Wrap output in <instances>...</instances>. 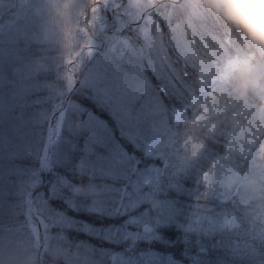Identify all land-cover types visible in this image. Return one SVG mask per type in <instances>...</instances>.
I'll list each match as a JSON object with an SVG mask.
<instances>
[{
  "label": "rangeland",
  "instance_id": "1",
  "mask_svg": "<svg viewBox=\"0 0 264 264\" xmlns=\"http://www.w3.org/2000/svg\"><path fill=\"white\" fill-rule=\"evenodd\" d=\"M95 1L108 3L17 0L6 9L7 18L1 19L0 95L6 92L11 105L38 86L41 69L47 68L48 74L59 65L66 73L60 76L64 84L57 88H62V92L74 88L75 92L93 95L114 120V127H110L74 101L65 103L51 126V114H46L47 124L42 127L46 134L41 130L42 136L36 141L22 142L40 158L44 168L43 174L39 170L31 172L25 184L26 204L36 216L35 223L52 228L51 255H59L64 264H181L158 251L137 252L138 242L152 235L149 221L159 215L155 213L156 205L150 206L157 197L154 191H160L163 199L166 195L159 187L161 180L169 182V171L181 165L173 151H168L172 128L182 121L183 113L192 104H213V92L227 88L236 69L248 63L252 54L221 49L222 53L215 55L216 37L209 42L205 36L212 38L214 24L219 25V31L226 21L213 11L209 0H186L180 7L167 0H126L121 10L125 21L135 26L123 36L98 33L91 38L85 33L81 18ZM113 5L110 3L108 8ZM249 6L254 9L252 4L232 8L234 14L243 16L251 10ZM139 18L140 24H136ZM97 36H102L104 42L98 41ZM200 45L204 52L210 51L209 65H205V53L197 50ZM83 47L87 48L81 51ZM77 53L76 61L70 63ZM195 66L197 71L192 74ZM188 76L193 78L197 90L182 95ZM170 95L182 96L178 101L165 103L163 97ZM0 122L3 123L1 114ZM80 134L83 155L78 168L83 179L78 177L79 182L75 183L55 166L65 163ZM248 162L249 168L242 176L223 171L224 178L217 180L215 175L211 192L220 198L236 193L243 204L264 209V137ZM225 164L221 163L220 168ZM47 197L71 212L94 209L113 221L103 227L87 225L70 212L67 215L62 210H52L55 208L47 204ZM166 198V204L162 203L166 208L160 211L162 217L168 213ZM181 209L182 218L172 219L197 236L235 226L232 218L208 212L211 207L204 203L196 201ZM144 227H148L146 231ZM61 228L87 233L96 243L70 244L58 231ZM55 246L57 251H53ZM204 252V248L199 249L189 264L200 263Z\"/></svg>",
  "mask_w": 264,
  "mask_h": 264
},
{
  "label": "trees",
  "instance_id": "2",
  "mask_svg": "<svg viewBox=\"0 0 264 264\" xmlns=\"http://www.w3.org/2000/svg\"><path fill=\"white\" fill-rule=\"evenodd\" d=\"M16 2L17 0H0V22L6 17L4 16L7 13L6 9L14 6ZM250 9L243 16L235 15L252 32L264 36L259 9ZM218 26L214 24L211 28L212 38L205 36L209 42H214L216 37L213 45L215 55L221 54V49H228L231 52L241 50L243 54L251 53L252 57L247 64L238 68L235 78L226 90L214 92L213 104L208 103L205 106L192 104L183 113L182 121L172 128L173 136L168 151H173L181 165L169 171V182L165 184L161 180L159 187L164 190L166 201L170 205L186 208L193 202H203L227 215H235L238 226L234 229L226 227L215 229L209 234L210 240L202 237L197 242L195 235L185 233L179 224L169 220L171 216L167 214L168 218L161 222L158 218L154 219L153 225L159 235L158 239L151 237L144 243L138 242V244H144L142 249L150 245L168 252L175 260L183 262L191 260L196 255L197 248L204 246L205 258L201 264H264V242L261 244L254 242V247H250L251 232L256 230L254 223L256 220L262 223L264 219L259 209L237 205L234 202L237 201L235 198L222 202L223 200L209 192L215 175L217 179L221 177L220 162H226L225 169L244 172L247 169L246 159L256 145L252 143L264 136V107H262L264 47L249 40L243 32L227 22L219 31ZM226 39L230 42L229 46L225 44ZM197 50L205 53L204 56L207 57L205 65H209L210 51L204 52L201 45ZM203 59L205 58L202 57ZM55 67V72L48 74L47 68L41 69L39 82L36 83L38 86L33 87L24 96L17 97L19 99H16L15 105H11L12 99L6 92L5 95H0V114L3 118V123L0 122V264H64V260L59 255H51L54 241L52 228H42L35 223L36 216L26 204L25 184L31 172L39 170L43 174L44 168L40 158L23 145V140L39 139L42 136L40 134L42 127L47 124L44 116L50 113L49 123L50 126L53 125L59 110L69 101L77 102L91 110L110 127H114L111 114L93 95L75 92L74 88L67 92L57 88L58 84L60 86L64 84L60 76L66 73V70L59 65ZM197 68L195 66L192 69V74ZM184 82L187 86L182 95L197 90L193 78L188 76ZM51 85L54 86L53 90ZM174 96H164L163 100L169 104L181 98L180 95L179 98ZM42 120L43 124H40ZM42 132L45 133L44 130ZM77 141L75 148L66 157L65 163L55 166L58 172L65 173L67 177H64L75 183L79 182L78 177L83 179L78 168L79 158L83 155L82 134L77 136ZM161 175L163 176V173ZM159 192L154 191L157 197H154L150 204L151 207L156 205V210L161 208L158 204L165 198L161 199L162 195ZM46 201L49 206L55 208L52 210L59 209L67 215L70 212L72 216L86 222L87 225L103 227L113 221L111 217L94 209L92 211L79 208L78 211L71 212L69 208L54 199L47 197ZM58 231L64 233L63 238L70 244L96 243V239L91 235L73 228H61ZM69 248L72 249L71 246ZM57 250L58 246H55L53 251Z\"/></svg>",
  "mask_w": 264,
  "mask_h": 264
},
{
  "label": "flooded vegetation",
  "instance_id": "3",
  "mask_svg": "<svg viewBox=\"0 0 264 264\" xmlns=\"http://www.w3.org/2000/svg\"><path fill=\"white\" fill-rule=\"evenodd\" d=\"M108 3L103 1H95V3L89 4L90 10L85 11V14L81 18V25L86 34L91 38H94L95 34L101 33L104 35H126L128 28H133L135 23L126 22L125 15L121 6L126 2V0H105ZM186 0H167L168 3H171L174 7H180L183 2ZM119 4H115V3ZM160 2V1H159ZM157 2L155 5L159 4ZM110 3L114 4L112 7ZM107 4V7H105ZM98 11L97 14H95ZM143 14L141 15V17ZM141 19L136 24H140ZM121 26V27H120ZM96 38L101 43L104 42L102 36H97Z\"/></svg>",
  "mask_w": 264,
  "mask_h": 264
},
{
  "label": "clouds",
  "instance_id": "4",
  "mask_svg": "<svg viewBox=\"0 0 264 264\" xmlns=\"http://www.w3.org/2000/svg\"><path fill=\"white\" fill-rule=\"evenodd\" d=\"M213 11L228 24L243 32L249 40L264 47V36L252 32L235 14L232 5L258 4L260 23L264 26V0H209Z\"/></svg>",
  "mask_w": 264,
  "mask_h": 264
}]
</instances>
